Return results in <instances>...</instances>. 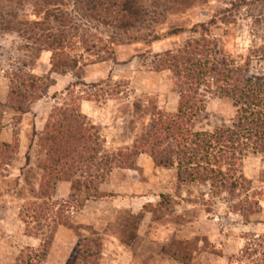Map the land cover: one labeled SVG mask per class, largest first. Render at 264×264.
I'll return each mask as SVG.
<instances>
[{
    "label": "rangeland",
    "instance_id": "rangeland-1",
    "mask_svg": "<svg viewBox=\"0 0 264 264\" xmlns=\"http://www.w3.org/2000/svg\"><path fill=\"white\" fill-rule=\"evenodd\" d=\"M11 1L16 7L17 2ZM143 1L156 15L147 18L142 29L122 33L95 22L86 25L82 36L90 45H98L100 57L106 60L79 49L76 55L88 62L66 74H54L55 85L30 105L26 115L7 103L10 76L29 59L20 50L22 39L0 28V149L11 146L0 156V264H17L24 252L43 243L35 227L25 223L28 214L23 212L34 202L42 203L37 198L46 156L43 137L57 109L78 103L82 113L101 128L106 152L113 154L140 144L158 114L177 113L176 79L169 71L156 70L164 54L206 38L217 42L222 58L239 67L250 64V76L264 79V59L256 55L264 51V22L256 25L249 11H235V22L223 24L219 12L232 8L227 0H196L189 7L159 0L157 8L156 0ZM24 6L21 13L31 19L34 8L27 2ZM212 21L217 23L211 25ZM50 70L45 55L29 69L37 76ZM205 91L206 110L196 131L232 126L238 107L217 88ZM113 170L98 185V199L69 209L57 207L55 211L68 215L69 224H56L49 235L45 230L47 264H264L261 155L246 153L223 190L181 183L176 166L158 167L148 154L137 158L132 170ZM232 185L239 189L234 192ZM73 188L70 182L57 183L51 203L68 201Z\"/></svg>",
    "mask_w": 264,
    "mask_h": 264
},
{
    "label": "trees",
    "instance_id": "trees-1",
    "mask_svg": "<svg viewBox=\"0 0 264 264\" xmlns=\"http://www.w3.org/2000/svg\"><path fill=\"white\" fill-rule=\"evenodd\" d=\"M14 1L16 7L11 0L0 4V28L3 33L17 34L22 39L24 45L20 50L29 59L22 61L18 72L10 76L7 103L13 111L24 115L30 113L32 103L42 99L55 85L54 74H66L78 69L82 62H88L86 57L76 55L79 49L91 57L106 60L100 57L98 45H90L87 37L82 36L86 25L95 22L104 28L130 33L144 28L147 18L156 15V11L151 14L143 0ZM170 1L189 7L196 0ZM227 1L232 8L219 12L223 24L235 22L233 12L242 9L250 12L249 17L255 19L256 25L264 22V0ZM25 2L34 8L31 19L21 13ZM159 5L160 1L156 0L154 6ZM252 11L258 12L257 17ZM201 27L205 29V25ZM44 55L48 56L51 70L45 76H37L29 69ZM256 55L264 59V51ZM221 56L217 42L203 38L157 60L156 70L169 71L176 79L179 108L175 114H158L151 131L130 150L108 154L101 141V128L82 113L78 103L55 111L43 137L46 156L37 198L42 203L34 202L23 212L28 214L29 221L25 219V223L35 227L34 232L42 236L43 243L37 250L24 252L17 264H47L48 235L56 224H69L68 215L55 211L57 207L69 209L91 198L98 199V185L105 176H111L113 169H134L142 154L150 155L158 167L176 166L181 183L210 184L220 190L227 188V179L233 180L246 153L252 151L264 158V79L250 76V64L239 67ZM208 88H217L238 107L239 114L232 126L213 132L196 131L206 110L205 89ZM1 146L0 156L11 150L10 145ZM59 182L72 183L73 191L68 201L51 203ZM232 187L234 192L239 189V186Z\"/></svg>",
    "mask_w": 264,
    "mask_h": 264
}]
</instances>
